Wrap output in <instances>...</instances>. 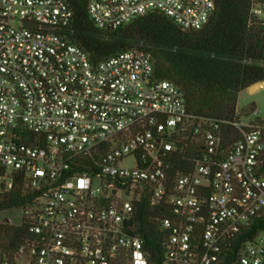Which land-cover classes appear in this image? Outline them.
<instances>
[{
    "label": "built area",
    "instance_id": "1",
    "mask_svg": "<svg viewBox=\"0 0 264 264\" xmlns=\"http://www.w3.org/2000/svg\"><path fill=\"white\" fill-rule=\"evenodd\" d=\"M85 1L109 30L159 12L196 31L215 10V0ZM251 15L264 24V0H253ZM73 17L66 0H0V195L22 179L31 196L0 214L28 231L0 264H155L130 233L143 200L162 212L161 264L219 263L264 216V118L232 122L241 132L233 144L220 122L202 120V152L173 174L189 126L185 92L158 78L141 48L94 62L66 35ZM238 264H264V231L244 243Z\"/></svg>",
    "mask_w": 264,
    "mask_h": 264
},
{
    "label": "trees",
    "instance_id": "2",
    "mask_svg": "<svg viewBox=\"0 0 264 264\" xmlns=\"http://www.w3.org/2000/svg\"><path fill=\"white\" fill-rule=\"evenodd\" d=\"M74 11L68 39L83 47L94 62L120 52L141 48L149 52L160 79H168L185 92L189 126L181 135L179 149L172 152L173 174L190 171L202 152V120L221 123L228 144L241 132L233 124L241 117L238 100L242 90L264 80V24L251 15L253 0H215L209 23L201 30H184L159 12L135 18L117 29H99L88 13L85 0H66ZM256 109L248 107L249 114ZM264 170V164H263ZM22 179L14 189L0 195V214L31 199L24 194ZM162 212L148 200L134 210L130 233L143 238L151 260L161 264L166 232L158 218ZM264 231V216L255 218L228 245L217 264H238L245 242ZM28 231L24 225L0 222V254L17 250Z\"/></svg>",
    "mask_w": 264,
    "mask_h": 264
},
{
    "label": "rangeland",
    "instance_id": "3",
    "mask_svg": "<svg viewBox=\"0 0 264 264\" xmlns=\"http://www.w3.org/2000/svg\"><path fill=\"white\" fill-rule=\"evenodd\" d=\"M251 104H255L256 108L260 111L259 115L255 113L249 114L248 107ZM238 112H240L241 116L251 115L252 118H256L258 116L264 118V88L256 92H250L249 89L242 90L238 100ZM10 214V216L14 218L16 222L19 221L16 213Z\"/></svg>",
    "mask_w": 264,
    "mask_h": 264
},
{
    "label": "water",
    "instance_id": "4",
    "mask_svg": "<svg viewBox=\"0 0 264 264\" xmlns=\"http://www.w3.org/2000/svg\"><path fill=\"white\" fill-rule=\"evenodd\" d=\"M264 88V80L261 81H257L255 83H253L250 87H249V91L250 92H256L260 89Z\"/></svg>",
    "mask_w": 264,
    "mask_h": 264
}]
</instances>
